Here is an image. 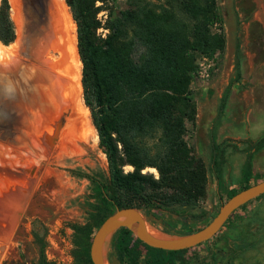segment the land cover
Masks as SVG:
<instances>
[{"label": "rangeland", "instance_id": "obj_1", "mask_svg": "<svg viewBox=\"0 0 264 264\" xmlns=\"http://www.w3.org/2000/svg\"><path fill=\"white\" fill-rule=\"evenodd\" d=\"M146 1L159 4L165 0ZM8 3L16 39L8 46L0 43L5 49H12L0 56V198L2 193L14 194L16 202L8 209V219L4 214L0 218L4 216L9 221L16 217L17 221L7 242L0 241V264H39L41 247L33 232L44 238L48 263L76 264L74 228L94 223L100 195L97 187L82 175L94 177L102 185L108 181L106 157L98 145V136L84 103L82 128L77 122L68 127L69 120L77 117L72 113L73 105L49 116L50 111L60 106L61 79L70 83L73 79V86L81 79L76 25L65 0H8ZM216 3L221 23L214 31L223 34L225 46L221 54L207 58L214 60L208 79L198 74V63L206 57L197 56V68L190 84L195 116L192 122H185L184 136L192 154L202 161L204 196L197 208H178L175 213L179 216L166 217L186 221L192 230L203 228L205 221L209 223L229 200L226 196L231 191L264 180V0H216ZM101 5L96 2V6ZM106 6L115 12L124 11L129 8V1L107 0ZM106 18V11L97 14L101 25ZM107 33L102 27L97 31L101 38ZM237 46L240 78L232 84L223 114L215 126L223 181L218 187L210 171L209 131L222 94L236 76ZM44 72L55 82L53 99L47 94L50 90L41 86L42 82L46 83L42 81ZM29 76H37L31 92L37 93L38 101H31L30 106L21 110L17 92L25 102L22 88L28 85ZM15 88H18L16 92ZM60 120L62 124L57 129L54 145L49 146L43 135L47 131L54 133L55 124ZM89 127L94 133H87ZM44 128L48 130L41 134L40 143L32 130ZM19 131L26 134H22V139H14L20 135ZM246 166L249 176L244 172ZM124 170L132 171V167L126 166ZM143 172L154 175L156 170L147 168ZM23 192L25 198H22ZM17 211L21 212L19 216ZM159 218L155 212L146 220L152 229L163 232ZM5 219L0 220L1 228H5ZM115 233L105 250L107 264H264V194L235 210L210 240L174 254L146 248L131 231ZM118 251L122 252L121 261Z\"/></svg>", "mask_w": 264, "mask_h": 264}, {"label": "trees", "instance_id": "obj_2", "mask_svg": "<svg viewBox=\"0 0 264 264\" xmlns=\"http://www.w3.org/2000/svg\"><path fill=\"white\" fill-rule=\"evenodd\" d=\"M97 1L102 5L96 6ZM128 1V9L115 12L106 6L107 0H65L76 25L82 99L106 157L108 172L105 185L82 175L97 187L100 195L94 223L74 228L76 264H92L91 236L116 209L135 208L146 218L157 212L158 224L169 235L182 236L201 229L192 230L186 221L166 217H172L178 208H197L204 196L202 161L187 146L185 122H192L195 116L190 84L197 56L212 58L224 50L223 34L214 31L221 23L219 8L216 0H165L159 4ZM101 11L107 12L103 25L97 19ZM101 27L108 32L105 38L97 35ZM15 39L8 0H1L0 43L8 46ZM240 72L237 46L236 76L222 94L209 131L210 171L218 187L223 181L215 126ZM126 166L132 171L125 172ZM147 168L155 169L157 178L144 173ZM244 172L249 176L247 166ZM249 186L246 184L241 190ZM239 191H231L227 199ZM123 230L127 229L120 228L116 233ZM33 236L41 247L39 264H50L45 259L44 238L35 232ZM155 250L164 254L179 252ZM121 258L122 252L118 251L119 261Z\"/></svg>", "mask_w": 264, "mask_h": 264}, {"label": "water", "instance_id": "obj_3", "mask_svg": "<svg viewBox=\"0 0 264 264\" xmlns=\"http://www.w3.org/2000/svg\"><path fill=\"white\" fill-rule=\"evenodd\" d=\"M1 71L8 72V69L1 68ZM57 129L58 127H56V130L53 133V141L56 139ZM22 194V198H25V192ZM262 194H264V180L249 186L232 196L221 206L216 216L206 226L196 232L182 236L169 235L156 230L158 236H153L148 231V229L152 228L148 225L147 220L141 211L135 208L116 209L115 212L108 216L96 230L89 248L90 260L92 264H107L105 250L108 241L120 228H125L131 231L142 243L155 249L164 251H181L193 248L210 240L235 210ZM1 197L0 214H4L6 219H8V209L14 204L12 203L14 202L12 199L14 198L11 195L8 197L7 193L3 194ZM3 210L7 212L4 213ZM20 214V211L16 212L17 216ZM4 216L0 218V220L4 221ZM6 219L4 222L5 228L0 227V241L3 242H7L8 236L13 231L14 225L17 221L16 217H11L9 221Z\"/></svg>", "mask_w": 264, "mask_h": 264}, {"label": "bare ground", "instance_id": "obj_4", "mask_svg": "<svg viewBox=\"0 0 264 264\" xmlns=\"http://www.w3.org/2000/svg\"><path fill=\"white\" fill-rule=\"evenodd\" d=\"M50 34V33H49ZM12 51V49H10V51L9 50H7V49H5L3 46H1L0 45V56H5L6 54H7V52H11ZM8 53V54H9ZM75 57H76V55H75ZM74 57V58H75ZM79 60V59H78ZM60 61V60H59ZM68 61V60H67ZM72 61V60H71ZM72 62H74V61H72ZM71 63V62H70ZM68 64V63H67ZM76 65H77V63H76ZM74 66V65H73ZM79 69H80V67H81V62H79ZM70 67V66H69ZM75 68H76V66H75ZM65 69V68H64ZM74 69V68H73ZM67 70V69H66ZM73 71V70H72ZM58 72V71H57ZM45 73V72H44ZM43 73V74H44ZM74 73H76V72H74ZM72 74V73H71ZM74 76H76V75H74ZM42 77L44 78L42 81H45L46 83H45V85H43L44 84V82H42L41 84V86L43 87V86H46L50 91L47 93L52 99H53V97H54V94H53V90H54V81L52 80V78H50L49 77V75L48 74H44V75H42ZM64 78V77H63ZM35 79H37V76H29V78H28V81L27 82H29L28 83V85H25V87L24 88H22V89H24L25 90V98H26V100H25V102L24 101H22V99H21V94H20V92H17L18 93V98H19V100H20V106L22 107H20L21 108V110H25L26 108H25V106H30V104H32L31 103V101L32 102H37L38 100V95H37V93H32L31 91L33 90L32 89V86H33V83L35 82ZM59 79V78H58ZM65 79V78H64ZM75 79H77V77L75 78ZM72 81H74L73 79H72ZM72 81H71V83H72ZM60 83H61V85L62 86H60V90H59V102H60V106H56L55 107V109H54V111L52 110V111H50V113H49V116H54L55 114H58V112H63L64 110L63 109H68V108H70V107H72V105H73V111H72V113L74 112L75 114H76V118L74 119L73 117H71V118H73L71 121L69 120V123H68V127H71L72 128V126H74L75 125V122H77V124H78V127L80 126L81 127V124L83 123V121H84V117H82V112H84L86 109H85V107H84V105H83V101H82V97H81V83L79 82V83H77V80H76V82L74 83V86L73 85H71V83H70V81H64V80H62L61 79V81H60ZM38 85H40V82L38 83ZM16 90H18V88H15L14 89V92H16ZM15 95V94H14ZM32 106V105H31ZM16 107H18V105L16 106ZM11 112H12V110H11ZM82 113V114H81ZM62 114V113H61ZM67 113L66 112H64L63 113V116H65ZM86 114V113H85ZM17 116V115H16ZM62 115L60 116V117H63ZM75 116V115H74ZM55 117H59V115L58 116H55ZM69 118V117H68ZM67 118V119H68ZM19 119V118H18ZM28 120V119H27ZM26 120V121H27ZM19 121V120H18ZM25 121V122H26ZM68 121V120H67ZM73 121V122H72ZM61 124H62V120H60V121H58L56 124H55V126L56 127H60L61 126ZM74 124V125H73ZM80 124V125H79ZM51 125V124H50ZM89 125V124H88ZM16 126V125H15ZM87 127V126H86ZM16 128V127H15ZM82 128V127H81ZM45 130H47V129H41V131H34V130H32V133L33 132H35L36 133V136H37V138H38V140H39V142L41 143L42 142V133H43V131H45ZM91 130V131H90ZM15 131V130H14ZM62 131V130H61ZM84 132H86L87 131V133L88 134H92V133H94L93 132V129L91 128V127H89V129L88 128H86V131H85V128H84V130H83ZM17 132V131H16ZM20 132V135L19 136H16L14 139H19V138H21L22 139V134L24 133V134H26L24 131L23 132H21V131H19ZM83 132V133H84ZM92 132V133H91ZM44 141L46 142V144L47 145H49V146H52V145H54V142L55 141H53V139H52V137H53V132L51 131V132H46L44 135ZM63 136V135H62ZM83 136V138H84V134L82 135ZM81 136V137H82ZM85 136H86V133H85ZM19 137V138H18ZM64 137H62V139H63ZM26 140H27V138H26ZM16 141H18V140H16ZM27 142V141H26ZM24 171H26V169H24ZM4 173H7V170L5 169V172ZM1 174V173H0ZM5 175V174H4ZM9 175V174H8ZM10 177V176H9ZM8 182H10V180L8 179ZM29 183H27V185H28ZM2 193V192H1ZM2 194H6V193H2ZM8 194V193H7ZM8 197L10 196V195H7ZM12 196V195H11ZM13 198H15L14 197V194H13V196H12ZM14 199H12V201H13ZM12 203H15V201L14 202H12ZM13 206V205H12ZM148 231H149V233L151 234V235H153V236H158V232H156L155 230H153V229H148Z\"/></svg>", "mask_w": 264, "mask_h": 264}, {"label": "built area", "instance_id": "obj_5", "mask_svg": "<svg viewBox=\"0 0 264 264\" xmlns=\"http://www.w3.org/2000/svg\"><path fill=\"white\" fill-rule=\"evenodd\" d=\"M198 66H199L198 74H199L200 78L208 79L210 77L212 69L214 67V60L202 58V60L199 61ZM154 176L155 177L157 176L156 172L154 173Z\"/></svg>", "mask_w": 264, "mask_h": 264}, {"label": "flooded vegetation", "instance_id": "obj_6", "mask_svg": "<svg viewBox=\"0 0 264 264\" xmlns=\"http://www.w3.org/2000/svg\"><path fill=\"white\" fill-rule=\"evenodd\" d=\"M7 172H8V170H7ZM11 174V173H10ZM12 181L10 180V183H11Z\"/></svg>", "mask_w": 264, "mask_h": 264}, {"label": "crops", "instance_id": "obj_7", "mask_svg": "<svg viewBox=\"0 0 264 264\" xmlns=\"http://www.w3.org/2000/svg\"><path fill=\"white\" fill-rule=\"evenodd\" d=\"M21 107V106H20ZM22 108V107H21ZM45 129H47V128H45ZM48 130V129H47Z\"/></svg>", "mask_w": 264, "mask_h": 264}]
</instances>
